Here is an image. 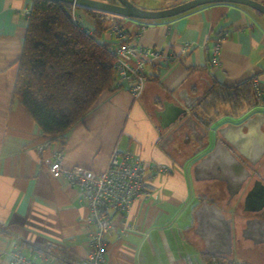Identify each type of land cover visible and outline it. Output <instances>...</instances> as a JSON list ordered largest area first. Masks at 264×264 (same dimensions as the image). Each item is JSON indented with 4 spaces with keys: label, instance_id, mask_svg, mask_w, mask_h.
<instances>
[{
    "label": "crops",
    "instance_id": "crops-1",
    "mask_svg": "<svg viewBox=\"0 0 264 264\" xmlns=\"http://www.w3.org/2000/svg\"><path fill=\"white\" fill-rule=\"evenodd\" d=\"M130 1L159 9L185 0ZM257 1L264 4V0ZM29 7L30 0H0V264H11L13 251L34 258L37 264H45L42 255L46 253L78 264L88 252L86 201L75 186L49 174L47 160L58 143L45 137L21 103L12 98L15 62L27 26L24 9ZM75 15L89 28L98 19L104 21L102 26L117 22L131 38L128 64L135 66L141 57L145 59V79L142 91L134 97L128 84L115 74L113 89L104 91L64 133L62 166L80 165L99 172L116 150L169 168L146 175L148 197L134 200L123 215L112 214V225L104 233L105 264H264V242L254 241L244 231L252 213L245 207L250 185L228 203L226 182L196 177L193 169L218 136L214 130L219 126L239 123L256 112L264 114V15L225 2L155 20L78 8ZM107 30L101 31L99 39L115 44ZM218 38V64L214 65L209 56ZM184 44L188 49L181 52ZM146 50L159 57L144 56ZM253 78L258 80V92L252 89L259 97L256 103L235 108L216 102L209 108L204 104L206 97L193 110L190 106L183 118L205 111L212 118L209 123L189 118L188 128L175 129L178 120L167 124L174 106L190 101L193 105L214 82L232 87ZM206 126L211 134L203 148ZM260 159L264 167V158ZM214 186L225 193L219 200L207 193ZM204 201L232 217L230 249L219 244L215 250L206 247L198 218ZM260 216L264 218V207Z\"/></svg>",
    "mask_w": 264,
    "mask_h": 264
},
{
    "label": "trees",
    "instance_id": "trees-1",
    "mask_svg": "<svg viewBox=\"0 0 264 264\" xmlns=\"http://www.w3.org/2000/svg\"><path fill=\"white\" fill-rule=\"evenodd\" d=\"M74 7L101 12L79 5ZM71 9L72 4L64 1L30 0L25 35L15 62L12 98L21 103L49 140L63 137L104 91L114 87L115 58L111 54L114 44L99 39L101 31L107 30L110 24L102 26L104 21L98 19L92 28L93 37L74 22ZM114 24L123 30L117 22ZM130 40L125 33V40L121 42ZM252 89L251 80L232 87L214 82L191 108L206 97V106L216 102L230 103L235 108L251 105L259 100ZM192 114L202 124L212 119L205 111Z\"/></svg>",
    "mask_w": 264,
    "mask_h": 264
},
{
    "label": "water",
    "instance_id": "water-1",
    "mask_svg": "<svg viewBox=\"0 0 264 264\" xmlns=\"http://www.w3.org/2000/svg\"><path fill=\"white\" fill-rule=\"evenodd\" d=\"M73 5H79L112 15H120L139 20H155L175 16L194 7L210 3H235L245 5L264 15V4L257 0H185L175 5L146 9L139 7L130 0H59ZM196 99V98H194ZM193 102L184 105L177 104L170 113L167 124L178 120L175 129L181 126L188 128V119L195 118L186 114V110ZM205 141L203 148L210 140V126L203 128ZM215 132L218 136L213 140L210 149L193 165L196 177H214L226 182L228 194L227 202L237 194L252 177L256 170V161L264 156V114L256 112L239 123H225ZM246 158L243 162L241 158ZM246 209L259 214L264 207V181L255 180L245 197ZM203 211L199 210V227L206 247L215 250L218 246L230 249L232 242V217H226L220 208L207 202H202ZM245 234L254 241L264 242V218L261 216L249 217L245 220ZM219 244V245H218ZM218 245V246H217ZM228 251V250H227Z\"/></svg>",
    "mask_w": 264,
    "mask_h": 264
},
{
    "label": "built area",
    "instance_id": "built-area-1",
    "mask_svg": "<svg viewBox=\"0 0 264 264\" xmlns=\"http://www.w3.org/2000/svg\"><path fill=\"white\" fill-rule=\"evenodd\" d=\"M75 5L72 4L71 15L74 22L80 25L85 33L94 36L92 28L83 26L75 15ZM29 8L24 9V14L29 15ZM108 14V13H104ZM112 15V14H110ZM107 32L115 39V44L111 48V54L115 58V74L120 77L121 83H127L130 94L137 97L143 88L145 74L142 69L144 57L139 59L138 64L130 66L126 59V53L130 50L129 42L125 40L124 31L117 25L112 24ZM220 38L212 45L210 52V62L218 64V51L220 48ZM121 42V43H119ZM186 44L181 46V52L187 51ZM159 57L156 52L144 51V56ZM130 81H133L129 83ZM253 89L258 92V80L251 81ZM58 144L51 151V156L47 160V170L49 174L57 179L65 181L70 186H75L80 197L86 201L88 214L85 218L88 233V252L78 264H105L106 238L104 233L112 225V214L128 212L131 203L141 198L149 196V185L146 175L164 173L168 171L165 164L146 162L139 156L129 151L118 152L114 150L108 158L104 170L94 172L91 169L80 165L71 168L62 166L63 144L62 137L56 140ZM124 229H128L124 226ZM45 264H71L65 257H57L51 254L42 255ZM11 264H37L34 258L26 257L20 251H13L10 254Z\"/></svg>",
    "mask_w": 264,
    "mask_h": 264
},
{
    "label": "flooded vegetation",
    "instance_id": "flooded-vegetation-1",
    "mask_svg": "<svg viewBox=\"0 0 264 264\" xmlns=\"http://www.w3.org/2000/svg\"><path fill=\"white\" fill-rule=\"evenodd\" d=\"M264 158V156H263ZM260 163H261V159L257 160L256 161V170L253 171V175L252 177H250L247 181H246V185H250V187L252 186L253 182L255 180H263V177H264V167H260ZM246 207V205H245ZM253 216H260V213L259 214H254V213H251L250 217H253Z\"/></svg>",
    "mask_w": 264,
    "mask_h": 264
},
{
    "label": "rangeland",
    "instance_id": "rangeland-1",
    "mask_svg": "<svg viewBox=\"0 0 264 264\" xmlns=\"http://www.w3.org/2000/svg\"><path fill=\"white\" fill-rule=\"evenodd\" d=\"M208 107L210 108L211 106H208ZM214 187L207 188V193H209V195L212 196V198L219 200L220 198H222L224 196L225 193L223 192V190H220V189H218L216 187L214 188Z\"/></svg>",
    "mask_w": 264,
    "mask_h": 264
}]
</instances>
